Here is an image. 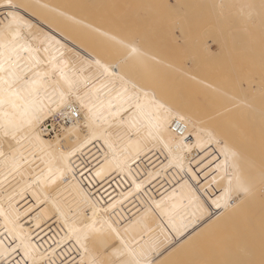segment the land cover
Here are the masks:
<instances>
[{
  "label": "bare ground",
  "instance_id": "6f19581e",
  "mask_svg": "<svg viewBox=\"0 0 264 264\" xmlns=\"http://www.w3.org/2000/svg\"><path fill=\"white\" fill-rule=\"evenodd\" d=\"M5 9L0 27L15 34L0 36V264H264V149L220 136L216 106L199 115L176 94L146 105L118 81L121 55L112 71L93 53L59 71L69 49L40 22L19 37L22 16Z\"/></svg>",
  "mask_w": 264,
  "mask_h": 264
},
{
  "label": "rangeland",
  "instance_id": "374dc122",
  "mask_svg": "<svg viewBox=\"0 0 264 264\" xmlns=\"http://www.w3.org/2000/svg\"><path fill=\"white\" fill-rule=\"evenodd\" d=\"M36 1L5 0V8H17L0 7V13L5 9L3 17L11 20L22 16L24 28L21 35L16 33L19 37L39 29L36 23L40 22L41 37L66 46L72 59L64 57L59 71L75 65L73 59L84 53H93L112 71L121 55L119 70H124V77L119 74L118 81L144 93L146 105L166 102L164 96L176 94L177 101H170L179 102L182 109L192 107L199 115L216 106L219 135H242L256 153L263 154L264 0ZM46 4L56 9L48 10ZM9 28L1 26L0 36L13 37L15 30ZM24 42L33 45L36 41L27 36ZM129 45L138 47V53L128 51ZM112 78L109 73L108 80ZM132 99L137 100L136 96ZM161 107L167 110L171 105ZM227 121L235 128L227 129ZM149 144L157 164V153L162 150L153 140ZM257 166L264 171V160ZM196 196L190 195L199 201Z\"/></svg>",
  "mask_w": 264,
  "mask_h": 264
},
{
  "label": "built area",
  "instance_id": "2783aa9c",
  "mask_svg": "<svg viewBox=\"0 0 264 264\" xmlns=\"http://www.w3.org/2000/svg\"><path fill=\"white\" fill-rule=\"evenodd\" d=\"M76 118H78V112L73 111V119H76ZM175 130L176 132H179L180 134L181 126L179 124H175Z\"/></svg>",
  "mask_w": 264,
  "mask_h": 264
}]
</instances>
